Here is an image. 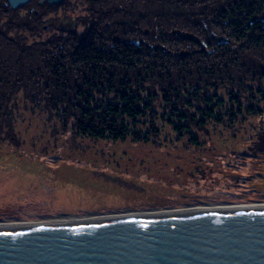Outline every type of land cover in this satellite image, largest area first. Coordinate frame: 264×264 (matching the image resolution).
<instances>
[{"label": "trees", "instance_id": "1", "mask_svg": "<svg viewBox=\"0 0 264 264\" xmlns=\"http://www.w3.org/2000/svg\"><path fill=\"white\" fill-rule=\"evenodd\" d=\"M122 2L124 11L108 13L107 24L90 27L86 17L82 30H57L53 16L24 14L0 0V141L16 138L22 108L45 111L63 124L70 121L75 135L96 140L147 142L160 121L198 145L193 125L202 128L208 120L218 123L229 116L232 121L244 108L254 110L241 103L235 88L264 99V83L247 87V69L255 60L257 80L264 82V14L259 13L264 0H171L166 10V0ZM141 2L143 11L126 8ZM183 49L189 53L183 55ZM222 78L231 90L227 99L216 93V79ZM232 195L235 201L213 195L192 198L193 203L175 198L177 205L162 208L264 202Z\"/></svg>", "mask_w": 264, "mask_h": 264}, {"label": "rangeland", "instance_id": "2", "mask_svg": "<svg viewBox=\"0 0 264 264\" xmlns=\"http://www.w3.org/2000/svg\"><path fill=\"white\" fill-rule=\"evenodd\" d=\"M83 12H64L61 22H77L82 30ZM257 62L247 69V87L264 83L257 80ZM216 83V93L227 99V79ZM234 90L254 110L244 108L232 121L208 120L202 128L192 124L198 145L160 121L147 142L96 140L75 135L70 121L21 108L16 138L0 141V222L137 213L177 205L175 198L211 199L207 195L235 201L233 192L242 202L264 200V99L251 98L249 89Z\"/></svg>", "mask_w": 264, "mask_h": 264}, {"label": "water", "instance_id": "3", "mask_svg": "<svg viewBox=\"0 0 264 264\" xmlns=\"http://www.w3.org/2000/svg\"><path fill=\"white\" fill-rule=\"evenodd\" d=\"M28 1L6 0L12 9ZM175 32L203 44L192 33ZM0 264H264V205L3 224Z\"/></svg>", "mask_w": 264, "mask_h": 264}, {"label": "flooded vegetation", "instance_id": "4", "mask_svg": "<svg viewBox=\"0 0 264 264\" xmlns=\"http://www.w3.org/2000/svg\"><path fill=\"white\" fill-rule=\"evenodd\" d=\"M181 1L187 2L188 0ZM140 6H143V8L141 9V11H143L145 9L146 3L141 2L137 5V7L133 5L131 6V8L130 6L126 8H129L132 12H138V10H140ZM170 6L171 0H166L164 5L165 10L170 8ZM77 7H80L82 10H84L83 13H86L88 24L90 25V27L94 28L97 27V23H101L102 21H105V24H107V21L104 17H106L108 13L112 15H118L125 9L122 0H60L59 2L53 3H48L47 0H29L19 8L13 10H18L19 12L29 15L53 16L55 22L54 28H56L57 30H65L73 26L76 27L77 22L72 24L70 21H66V23H64L61 22V17L65 14L64 12H70ZM221 12L229 13V11L226 9H221ZM259 13H261L262 15L264 14V7L261 11H259ZM198 21L200 26L207 30L208 26L206 25L205 21L201 19H199ZM217 40L225 41V39L220 37H217ZM187 51L189 53V50Z\"/></svg>", "mask_w": 264, "mask_h": 264}, {"label": "bare ground", "instance_id": "5", "mask_svg": "<svg viewBox=\"0 0 264 264\" xmlns=\"http://www.w3.org/2000/svg\"><path fill=\"white\" fill-rule=\"evenodd\" d=\"M264 203H234V204H187L171 208H160V209H146L143 212L137 211V213H128V212H119L118 214H104V215H94L91 217L83 218H71L67 220H46V221H2L0 225L3 224H25V223H46V222H68V221H90V220H110V219H120V218H130V217H140V216H149V215H159V214H169V213H178V212H188V211H198V210H207V209H217V208H227V207H240V206H260Z\"/></svg>", "mask_w": 264, "mask_h": 264}]
</instances>
